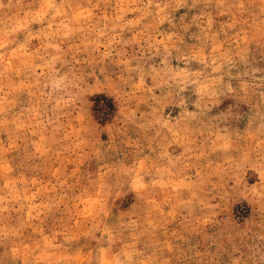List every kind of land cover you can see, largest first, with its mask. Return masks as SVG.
Returning <instances> with one entry per match:
<instances>
[{
	"label": "rangeland",
	"instance_id": "obj_1",
	"mask_svg": "<svg viewBox=\"0 0 264 264\" xmlns=\"http://www.w3.org/2000/svg\"><path fill=\"white\" fill-rule=\"evenodd\" d=\"M0 264H264V0H0Z\"/></svg>",
	"mask_w": 264,
	"mask_h": 264
}]
</instances>
